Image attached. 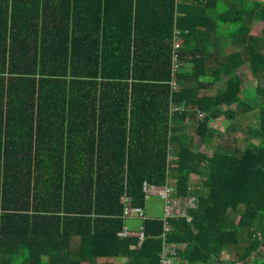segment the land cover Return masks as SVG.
Wrapping results in <instances>:
<instances>
[{"label": "trees", "instance_id": "trees-1", "mask_svg": "<svg viewBox=\"0 0 264 264\" xmlns=\"http://www.w3.org/2000/svg\"><path fill=\"white\" fill-rule=\"evenodd\" d=\"M166 178L196 196L190 221L119 237L120 196L144 209L142 183ZM162 240L172 264H264L247 261L264 245V0H0V264H159Z\"/></svg>", "mask_w": 264, "mask_h": 264}, {"label": "built area", "instance_id": "built-area-1", "mask_svg": "<svg viewBox=\"0 0 264 264\" xmlns=\"http://www.w3.org/2000/svg\"><path fill=\"white\" fill-rule=\"evenodd\" d=\"M179 49H180V41H179V29L175 27V22L173 24V30L171 34V79L169 81L170 90L173 91L176 89L175 83V72L178 69L179 63ZM178 109L170 108V111ZM199 118L203 116L202 113H198ZM169 148V147H168ZM171 156L168 153L167 161L170 160ZM189 190V189H188ZM142 191L144 194V198L147 199L150 195H157L162 199V210L163 215L160 217L162 221L163 230L166 231L168 229L167 221L171 218L179 219L184 218L186 221H190V210L194 209L197 206L196 196L192 193L191 190L187 192L186 195H175L174 185L170 182L168 178L161 185H153L146 183L145 181L142 183ZM121 204H123L121 217L123 219H139L140 221L145 219L147 216L144 213L143 208L139 206L130 205L129 198L123 194L119 198ZM119 237H124L128 235L137 236V246H139L143 240V231L142 225L139 224L137 229H129V227L124 224L120 231L117 232ZM163 235V234H162ZM259 237V234H258ZM175 253L174 249L170 247L167 243L162 240V247L159 256V264H172L174 262L173 254Z\"/></svg>", "mask_w": 264, "mask_h": 264}, {"label": "rangeland", "instance_id": "rangeland-1", "mask_svg": "<svg viewBox=\"0 0 264 264\" xmlns=\"http://www.w3.org/2000/svg\"><path fill=\"white\" fill-rule=\"evenodd\" d=\"M257 29V28H256ZM263 46V42L260 43V47ZM241 78L243 80H245L244 76H241ZM250 84H252V81H249ZM249 84L246 80H245V85ZM248 86V87H247ZM244 89H243V96L246 97V99H248L250 102L253 101V90H252V86L247 85ZM238 141L237 144L243 145V140L241 137H238ZM144 213L146 216H150V217H162L163 215V210H162V199L157 196V195H150L146 201H145V205H144ZM125 224L127 226H129L131 229H137L139 224H140V220L133 218V219H126L125 220ZM264 257V245L261 246L260 248H258L256 251L250 253L249 258L247 261L251 260V259H261ZM235 264H246V262H238Z\"/></svg>", "mask_w": 264, "mask_h": 264}, {"label": "crops", "instance_id": "crops-1", "mask_svg": "<svg viewBox=\"0 0 264 264\" xmlns=\"http://www.w3.org/2000/svg\"><path fill=\"white\" fill-rule=\"evenodd\" d=\"M261 42H263V39L262 38H260V40H259V47H260V43ZM246 73V69H242V74H241V76H244L245 77V80L249 83V84H247V85H249V86H252V90H253V87H254V83H255V80L254 79H252V78H250L248 75H246L245 74ZM245 80H243L242 79V85H241V95H242V97L244 98V99H246V97L245 96H243V89L247 86V85H245ZM249 81H252V84H250V82ZM219 85V83H216L215 84V87H217ZM248 87V86H247ZM248 102H250L248 99H246ZM213 124H214V127L218 130V131H221L225 126H226V124H227V122L224 120V119H219V120H216V121H214L213 122ZM99 261V260H98ZM114 261H118V259H114ZM197 264H200V263H197Z\"/></svg>", "mask_w": 264, "mask_h": 264}]
</instances>
